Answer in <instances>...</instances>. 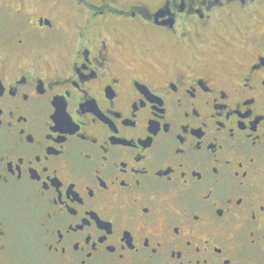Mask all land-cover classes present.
Listing matches in <instances>:
<instances>
[{
	"label": "flooded vegetation",
	"instance_id": "flooded-vegetation-1",
	"mask_svg": "<svg viewBox=\"0 0 264 264\" xmlns=\"http://www.w3.org/2000/svg\"><path fill=\"white\" fill-rule=\"evenodd\" d=\"M148 5L0 0V264H264V0Z\"/></svg>",
	"mask_w": 264,
	"mask_h": 264
},
{
	"label": "snow or ice",
	"instance_id": "snow-or-ice-1",
	"mask_svg": "<svg viewBox=\"0 0 264 264\" xmlns=\"http://www.w3.org/2000/svg\"><path fill=\"white\" fill-rule=\"evenodd\" d=\"M216 2L217 3H219V0H216ZM232 2H233V0H227V3L228 4H232ZM240 4H241V7L243 8V5L245 4V0H240ZM160 7H164V5L163 4H161V5H159ZM150 8H149V5H148V0H144V7H143V9H142V11L144 12V14H149V12H150ZM161 15H163V14H161ZM179 79H183V77L182 76H180V77H178Z\"/></svg>",
	"mask_w": 264,
	"mask_h": 264
}]
</instances>
